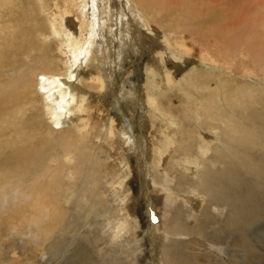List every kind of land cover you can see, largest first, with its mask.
<instances>
[{
	"label": "rangeland",
	"instance_id": "374dc122",
	"mask_svg": "<svg viewBox=\"0 0 264 264\" xmlns=\"http://www.w3.org/2000/svg\"><path fill=\"white\" fill-rule=\"evenodd\" d=\"M91 1V54L56 132L61 141L37 142L43 170L13 152L47 122L41 103L10 98V89L31 71L39 79L44 54L51 72L71 70L74 42L70 51L51 36L49 18H80L81 0H0V47L12 33L38 42L24 53L0 48V97L12 103L0 116L12 111L6 120L16 124L0 134V264H174L176 251L180 264H264V0H141L143 9L136 0ZM152 74L156 91L147 84ZM154 93L161 113L149 104ZM36 193L55 201H40L43 215Z\"/></svg>",
	"mask_w": 264,
	"mask_h": 264
},
{
	"label": "bare ground",
	"instance_id": "6f19581e",
	"mask_svg": "<svg viewBox=\"0 0 264 264\" xmlns=\"http://www.w3.org/2000/svg\"><path fill=\"white\" fill-rule=\"evenodd\" d=\"M65 1V0H64ZM92 1L91 0H81V9L83 10L84 12V15H82L80 18H77L75 17L74 15H71V14H67V12H62L61 15L59 14L58 17L55 16V19L56 21H54L52 18H49V28H50V32L51 33V36H58L60 37L59 41L61 42V44H64L65 47L72 51L71 50V40H73L72 42H74L73 44V55H74V60L70 62V65H68L67 67V70H70L68 73L66 72H61V73H55V72H51L50 71V68L52 67V64L51 63H48L47 61H45V54L42 56V55H39L38 54V57H41L39 58V64L41 65L43 71L41 73H38L36 74V76H40L39 79L37 78V81L35 82L34 81V78L33 77V73H35L34 71H31L29 74H28V77L24 80V79H20L19 82H20V85H16L15 87H11V94L9 95L10 98L11 97H14L15 100L18 99L19 97L21 96H26V97H21L22 98H26L28 100L31 99V103H33V101H36L38 98L39 102L41 103V113H42V116L45 117V120L47 121L45 124H38V125H33L32 127H40L38 128V131H37V136L34 138V140L31 142L30 145L28 146H18L17 148H14L13 149V152L15 151L14 153V156L15 154H19V155H22L24 156V165L26 167V165L30 166V167H33V166H37L39 169L42 168L43 170H46L45 166H44V161H39L40 159H43V151L42 150H39L38 147H37V142H39V140H47V141H50L52 138H54V140H60V138H62L63 135L59 134V133H56L57 131H60V132H63L62 130V127L61 125L63 124L64 120L70 115V108H71V102L74 101V97H75V92H76V89L78 88V78L80 77L81 73H82V67L84 66V64L87 62V59H88V56L89 54H91V46H92V34H93V31L91 29V25H92V21H93V18H95L93 16V6H92ZM143 2V1H142ZM141 0H136V3H137V6H140L142 7V5H144V3L142 4ZM87 3V4H86ZM181 4V3H180ZM179 5V3H178ZM217 5H219L217 3ZM181 6V5H180ZM195 6V5H194ZM217 7V6H216ZM215 7V8H216ZM86 8H88V10L90 11V14H89V17L86 15ZM207 8V7H206ZM210 8V7H209ZM207 8V12H208V9ZM212 8V7H211ZM143 9V7H142ZM182 9V8H181ZM205 9V8H204ZM213 9V8H212ZM180 11V9H178ZM203 10V8H202ZM175 11V10H174ZM214 11V9H213ZM178 12V11H177ZM184 12V11H183ZM212 12V11H210ZM180 13V12H179ZM177 13V14H179ZM185 13V12H184ZM183 13V15H184ZM175 14V15H177ZM0 15H3V13ZM66 15H69L70 17L67 18ZM174 15V16H175ZM214 15H216V13H214ZM224 15V14H223ZM178 16V15H177ZM180 16V14H179ZM191 16V15H189ZM188 16V17H189ZM193 16V15H192ZM191 16V18H192ZM201 16V15H200ZM222 16V15H221ZM181 17V16H180ZM187 17V14L186 16L184 15V18ZM187 17V18H188ZM202 17V16H201ZM204 17V16H203ZM213 17V16H212ZM218 17V16H217ZM220 17V16H219ZM223 17V16H222ZM220 17V18H222ZM233 17V16H231ZM230 17V18H231ZM59 18H62V19H65L66 18V21L64 20L63 22H68L70 21V24L67 25V27L64 26V29H63V25H61V21L59 20ZM182 17V20L181 21H186ZM186 18V19H187ZM195 18V17H194ZM199 19H201L200 17H198ZM206 17H204L205 19ZM216 18V16H215ZM215 18H211L212 20H214ZM229 18V17H228ZM1 19V18H0ZM143 19V18H142ZM197 19V17H196ZM203 19V20H204ZM219 19V18H218ZM149 20V19H148ZM180 20V19H178ZM192 20V19H191ZM198 20V19H197ZM202 20V19H201ZM211 20V21H212ZM217 20V19H216ZM215 20V21H216ZM223 20V19H221ZM200 21V20H199ZM205 22L207 20H204ZM214 21V23H215ZM197 22V21H196ZM195 22V23H196ZM202 22V21H201ZM200 22V25L202 24ZM208 22V21H207ZM218 22V21H216ZM154 23V22H153ZM182 23V22H181ZM185 23V22H184ZM190 24V23H188ZM208 24V23H207ZM221 24V23H220ZM154 25H156L154 23ZM192 25V24H191ZM218 25H219V22H218ZM149 26H152L151 22L148 21L147 22V27L149 28ZM183 26V24H182ZM202 26V25H201ZM200 26V27H201ZM1 27V26H0ZM157 27V25H156ZM154 27V28H156ZM186 27V26H185ZM188 27L190 29H192L189 25ZM193 27V26H192ZM196 28V24L194 26ZM199 27V26H198ZM203 27V26H202ZM205 27V26H204ZM210 27H212L210 25ZM215 27V26H214ZM234 27V26H233ZM41 28V27H39ZM188 28V30H189ZM213 28V27H212ZM150 29V28H149ZM205 29V28H204ZM39 30V29H38ZM38 30H35L38 35H41V33L38 32ZM194 31H196L195 29H192ZM202 30V29H201ZM207 30V28H206ZM209 30V29H208ZM2 31V30H1ZM32 31V30H31ZM41 31V30H40ZM186 31V30H184ZM210 31V30H209ZM215 31V30H214ZM199 32V31H198ZM197 32V33H198ZM203 32V30H202ZM208 32V31H206ZM16 33V32H15ZM192 33V32H191ZM190 34V33H189ZM203 34V33H202ZM200 34V35H202ZM98 35V34H97ZM194 35H196L194 33ZM199 35V34H198ZM203 35L206 36V33H204ZM211 35V34H210ZM250 35V34H249ZM35 36V35H34ZM202 38L204 36H201ZM199 37V38H201ZM216 37V36H215ZM196 38V37H195ZM201 38V39H202ZM206 38V37H205ZM229 38V37H228ZM238 38V36L236 37ZM210 38H206V41L202 43H205L206 45V42L207 40H209ZM220 39V38H219ZM218 39V40H219ZM2 40L4 42L3 46L0 47L1 48V51L2 53H5V51H10L11 54L14 53V50H20L22 53L30 50L32 47L36 46L38 44V42L35 44V45H30L28 42L29 41H26V39L24 38L23 41L22 40H18L16 36L13 35V33L11 35H8V34H5L3 37H2ZM43 40H45V37L43 38ZM213 40V39H212ZM217 40V41H218ZM47 41V40H46ZM210 41V40H209ZM221 41V40H220ZM27 44H26V43ZM44 42V41H42ZM45 43V42H44ZM199 43V42H198ZM216 43V42H214ZM208 44V43H207ZM246 45V44H245ZM234 47V45H231ZM216 47V46H215ZM223 47V45H222ZM236 47V46H235ZM234 47V48H235ZM205 48V47H204ZM203 48V49H204ZM214 48V47H213ZM211 48V49H213ZM219 49V47H217ZM227 48V47H226ZM226 48L223 50L225 51ZM37 48H35L36 50ZM210 49V50H211ZM230 49V48H229ZM180 50V49H179ZM231 50V49H230ZM229 50V52H230ZM185 51V50H184ZM187 51V50H186ZM207 51V50H206ZM218 51V50H217ZM217 51H215V53H217ZM221 51V49H220ZM218 52V53H221V52ZM39 52V51H38ZM163 52V51H162ZM165 53V52H164ZM177 53V52H176ZM179 53V52H178ZM190 54V52H186L185 54ZM212 53V52H210ZM166 54V53H165ZM223 54V53H222ZM180 55V54H179ZM199 55V54H198ZM197 55V56H198ZM202 55V53H201ZM160 56V55H159ZM194 56V55H193ZM211 56V55H210ZM188 57V56H187ZM204 57V56H203ZM217 57V56H216ZM190 58V57H189ZM201 58V57H200ZM213 58V57H212ZM229 58V57H228ZM180 59V58H179ZM188 60V59H187ZM213 60V59H212ZM216 60V59H215ZM233 60V59H232ZM1 61L3 63V65H5V69L9 68L11 66V63L9 61H6V60H3L1 58ZM47 62V63H44ZM196 61V60H195ZM50 62V61H49ZM53 62V61H51ZM205 62V61H204ZM191 63V62H190ZM205 63H208V62H205ZM223 63V62H222ZM71 64H73V67H71ZM175 64V63H174ZM180 64V63H179ZM214 64V62H213ZM215 64H219V63H215ZM39 65V66H40ZM204 66V65H203ZM15 66H13L12 68L10 69H14ZM54 67V66H53ZM225 67V65H224ZM3 68V66H2ZM37 69V68H36ZM154 69V68H153ZM225 69V68H224ZM156 70V69H155ZM198 70V69H197ZM205 70V69H203ZM49 71V72H48ZM194 71V70H193ZM224 71V70H223ZM195 72V71H194ZM4 73V71L1 72V74ZM199 74V73H198ZM205 74V73H204ZM172 77L171 74H167V77ZM191 76V75H190ZM189 76V77H190ZM199 76V75H198ZM204 76V75H203ZM202 76V77H203ZM20 77V76H19ZM187 77V78H189ZM201 77V78H202ZM207 77V76H206ZM223 77V76H222ZM221 77V78H222ZM147 78V77H146ZM195 78V77H194ZM174 80V79H173ZM194 80V79H193ZM192 81V80H191ZM199 82V81H198ZM231 82V81H230ZM209 83V82H208ZM147 84L150 88H153L155 91L156 89L158 88V85H157V82H156V78H155V75L153 76L150 75L148 76V80H147ZM178 84V83H177ZM176 84V85H177ZM175 85V81L172 83V84H169L168 87H174ZM180 85V84H179ZM21 86H24V90L26 91V93L24 94L23 91L21 90H18L17 89ZM38 86V89L36 88ZM146 85H144V88H145ZM243 86V84H242ZM242 88V87H241ZM246 89V88H244ZM249 89V88H248ZM168 90V89H166ZM172 90V89H171ZM251 90V89H250ZM170 91V90H169ZM237 91L239 92V90L237 89ZM147 93V92H145ZM150 93V92H149ZM167 93V92H166ZM242 93V92H241ZM246 93V92H245ZM24 94V95H23ZM36 94H39L40 96H34ZM165 94V93H164ZM157 94H153L149 99V104L153 110L154 113H161V105H160V99L158 96H156ZM165 96V95H164ZM163 96V97H164ZM216 99V98H215ZM230 99V98H229ZM71 100V101H70ZM217 100V99H216ZM243 100V99H242ZM206 101L205 98H203V102ZM14 103V101H13ZM9 104H12L11 102L7 103L5 105V102L3 101V98L0 97V112L1 110L5 109ZM197 104V103H196ZM219 104V103H218ZM34 106L31 105V109H33ZM200 107V106H199ZM223 107V106H222ZM227 107V106H226ZM23 108V106H16L14 109L15 110H21ZM163 108V107H162ZM201 108V107H200ZM167 110V109H166ZM163 112V111H162ZM12 113V111H9V112H5L3 115L0 116V134H2V132L4 131L5 128H15L16 127V124H13V121H10V122H7L6 120V116L8 114ZM164 114H167L166 112L163 113ZM168 116L170 115L167 114ZM32 117H34L32 115ZM221 118V117H220ZM83 122H84V119H82ZM169 121V120H168ZM171 121V120H170ZM173 121V120H172ZM169 123V122H168ZM212 123V121H211ZM170 125V124H169ZM218 125V124H217ZM81 126H85L84 124L81 125ZM219 127V126H218ZM85 129V127H82ZM82 128H79V131L82 132L84 131V129ZM181 129V128H180ZM186 129V128H185ZM66 130V129H64ZM211 130V129H210ZM184 132V131H183ZM186 132V131H185ZM66 133V132H65ZM114 129L111 127V128H108V134L109 136H112L114 135ZM64 134V133H62ZM69 134V133H68ZM86 134V132L84 133ZM199 134H202V133H199ZM209 135V134H208ZM213 135V134H212ZM202 138V137H201ZM205 138V137H204ZM165 139H168L167 136ZM205 140V139H204ZM61 141V140H60ZM1 142H2V139H1ZM205 146L202 147V150L204 151V147L207 146V144H204ZM196 148V147H195ZM161 152V151H160ZM159 152V153H160ZM63 153H65L64 155V158L66 160V162H71L72 160V152L69 151V148L68 149H64L63 150ZM201 154V153H200ZM204 155V154H203ZM160 155H158L159 157ZM202 156V155H201ZM162 157V156H161ZM160 157V158H161ZM22 158V157H21ZM21 158H15L16 160H19ZM206 158V157H205ZM162 160V159H161ZM160 160V161H161ZM220 158H217V161H219ZM189 161H191L189 158L185 161L182 162V166L185 167L186 170L190 169V165H189ZM162 162V161H161ZM155 165H156V162H155ZM157 166V165H156ZM158 166H161V165H158ZM225 167V166H224ZM196 168V166H195ZM205 168V166L202 167V171L203 169ZM153 169V168H152ZM160 168L158 167L157 168V171L156 173H160ZM193 170H196V169H193ZM54 173V172H53ZM56 173L58 174V172L56 171ZM192 173V172H191ZM195 173V172H194ZM55 174V173H54ZM190 174V173H189ZM156 175V174H155ZM164 178L167 177V172H164L163 174H161ZM157 176V175H156ZM196 180L198 182V185L199 186L201 184L202 188L205 189V179H204V175L201 173H198L196 172ZM156 191H160V190H157ZM166 191V190H165ZM161 192V191H160ZM237 194V193H236ZM158 195V194H157ZM255 194L253 193L251 197H253ZM240 197H242L241 194H237V195H233L231 196V201L234 203V204H239V202L241 201ZM244 197V195H243ZM35 200H37L38 202L36 203V206L37 208H42V203L40 202L41 200H46L47 202H55L53 199L52 200H48L43 194L41 193H36V197H35ZM26 202L28 203H31V200L27 199ZM12 203L13 204H17L18 201L15 200L14 198H12ZM244 204V202L242 203ZM39 212V215H43L41 212V209L38 210ZM240 213V211H239ZM203 214H206V212H203ZM250 214V212H249ZM178 215V214H177ZM248 217V216H247ZM179 219V218H178ZM36 220H40V221H43V223L45 224V226H48L47 225V222H45V220L41 217V216H37ZM42 225L43 223L40 222ZM180 224H178L177 226H179ZM38 227H40L39 225H37ZM44 226V227H45ZM135 226V225H134ZM185 226V225H184ZM183 226V227H184ZM44 227L42 229H44ZM158 229L160 226H157ZM167 229V228H166ZM45 230V229H44ZM41 231V230H40ZM164 235H167L169 234L167 231H164ZM171 232V231H170ZM43 233V232H42ZM40 234V233H39ZM170 236V234H169ZM167 239V237L165 236V240ZM173 254H175L177 257H174V258H171L172 262L174 264H180L181 263V255H179L176 252H174ZM172 254V255H173ZM75 256V255H74ZM195 259V258H194ZM184 261V259H183ZM198 261V260H197ZM185 262V261H184ZM185 264V263H184Z\"/></svg>",
	"mask_w": 264,
	"mask_h": 264
}]
</instances>
